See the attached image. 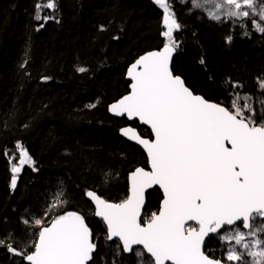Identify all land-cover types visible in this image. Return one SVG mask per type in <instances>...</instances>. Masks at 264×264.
I'll use <instances>...</instances> for the list:
<instances>
[{
  "label": "trees",
  "instance_id": "16d2710c",
  "mask_svg": "<svg viewBox=\"0 0 264 264\" xmlns=\"http://www.w3.org/2000/svg\"><path fill=\"white\" fill-rule=\"evenodd\" d=\"M36 2L0 0V237L11 232L23 238L29 229L22 218L41 217L46 208L51 216L76 211L100 240L94 264H110L104 226L85 191L119 202L128 194L129 173L148 168L144 152L120 131L133 126L149 136V130L112 117L109 107L129 92L128 67L163 47L162 9L154 0H57L59 23L50 20L37 31ZM171 3L183 26L174 31L179 43L174 74L195 94L224 106H230L233 91L225 82H239L243 87L234 91L251 96L250 103L259 109L264 34L248 24L251 35L245 36L237 26L243 21L212 20L190 0ZM229 34L231 43L225 40ZM17 142L38 170L23 167L13 189L12 165L4 152ZM61 192L64 205L57 199ZM161 199L159 190L151 192L146 212L158 210ZM123 256L126 264H134L132 255ZM14 261L20 264V258Z\"/></svg>",
  "mask_w": 264,
  "mask_h": 264
},
{
  "label": "snow or ice",
  "instance_id": "6c2138e0",
  "mask_svg": "<svg viewBox=\"0 0 264 264\" xmlns=\"http://www.w3.org/2000/svg\"><path fill=\"white\" fill-rule=\"evenodd\" d=\"M154 3L163 13V47L139 56L128 67L130 91L109 109L150 129L148 137L131 126L121 129L146 151L149 167L129 173L128 194L119 202L85 191L104 226V246L115 245L117 256L133 255L136 264H264V99L257 109L251 96L234 91L243 85L230 80L225 82L233 90L230 106L195 94L170 67L179 47L174 31L183 26L170 10L171 0ZM190 3L197 9L212 4L229 21H243L237 26L245 36L251 35L248 24L264 34V0ZM34 8L37 31L50 20L59 23L57 0H37ZM45 9L52 11L41 15ZM217 12L209 10V18L224 22ZM100 30H105L103 25ZM232 39L231 34L225 37L227 43ZM258 81L264 91V80ZM4 155L12 165L13 189L25 165L38 170L20 142ZM155 186L162 190V199L158 210L148 214L146 193ZM62 195L57 194L59 205L67 203ZM22 223L29 229L23 238L11 232L0 237V248L19 257L20 264H94L100 240L83 214L64 211L51 216L46 208L43 216L22 218ZM249 236L254 238L251 244L246 242ZM210 240L224 249L221 257L208 250ZM250 247L258 250L249 251Z\"/></svg>",
  "mask_w": 264,
  "mask_h": 264
},
{
  "label": "rangeland",
  "instance_id": "374dc122",
  "mask_svg": "<svg viewBox=\"0 0 264 264\" xmlns=\"http://www.w3.org/2000/svg\"><path fill=\"white\" fill-rule=\"evenodd\" d=\"M203 9L207 10V13L209 12V10H211L213 12H217V10L213 7L212 4L204 5ZM217 14L222 17V20L228 19L226 16H224L223 11L217 12ZM25 166H28V165H25ZM253 239H254L253 237L249 236V237H247L246 242L251 244ZM211 242H213V241L211 240L210 242H208L207 246L211 247L210 246ZM209 247H208V249H209ZM237 247H239V246H237ZM106 248L108 250H111V252H112V258H111L110 264H113V261H115V264H126V261H125L124 256H123L124 253H121L119 256H117L115 254V245H112L111 247H106ZM210 250H212L214 252L215 256L218 257V258L221 257L223 252H224V249L217 245V241L216 240H215V243H214V245H212ZM256 250H258V249L251 248V247L249 249V251H256ZM240 251H245V250L240 248ZM2 258H3L2 264H9V259L7 258V255H4ZM132 259L134 261V264H136V258L133 255H132ZM247 259L249 261L252 260L251 257H247Z\"/></svg>",
  "mask_w": 264,
  "mask_h": 264
},
{
  "label": "water",
  "instance_id": "95a60500",
  "mask_svg": "<svg viewBox=\"0 0 264 264\" xmlns=\"http://www.w3.org/2000/svg\"><path fill=\"white\" fill-rule=\"evenodd\" d=\"M177 55V51L173 54V59H172V63H171V65H170V67L172 68V70H173V62H174V58H175V56ZM126 78H127V80L130 82V79L126 76ZM109 109H110V107H109ZM109 112H110V114H111V116H113L114 118H126V117H118V116H115L110 110H109ZM127 119V118H126ZM128 120V119H127ZM130 123H135V122H137V123H139V121L138 120H135V121H130V120H128ZM139 125L141 126V127H145V128H147V126H144V125H142V124H140L139 123ZM148 129V128H147ZM149 131H150V129H148ZM121 136L122 137H124L125 139H127L130 143H132L133 145H135V146H137V147H139L143 152H144V154L146 155V157H147V154H146V151L143 149V147L141 146V145H139V144H137L135 141H131V140H129L127 137H125V136H123L122 135V133H121ZM148 160V159H147ZM148 167H149V164H148ZM155 189H159L158 188V186H155L153 189H151V190H148L147 191V193H146V205H147V200H148V195L151 193V192H153ZM160 190V189H159ZM160 192H161V194H162V190H160ZM87 198V197H86ZM89 201H90V199L89 198H87ZM91 202V201H90ZM91 204L93 205V207H94V203L93 202H91ZM146 205H145V208H146ZM95 218L99 221V222H101V220H100V218H98V217H96L95 216ZM101 224H102V222H101ZM103 225V224H102ZM126 256H130L131 254H127V253H124Z\"/></svg>",
  "mask_w": 264,
  "mask_h": 264
},
{
  "label": "flooded vegetation",
  "instance_id": "af4514ba",
  "mask_svg": "<svg viewBox=\"0 0 264 264\" xmlns=\"http://www.w3.org/2000/svg\"><path fill=\"white\" fill-rule=\"evenodd\" d=\"M136 123V122H135ZM145 128V127H144ZM147 129V128H146ZM148 130V129H147ZM150 132V131H149ZM147 136V135H146ZM148 137V136H147ZM156 190V189H155ZM157 190H159V189H157ZM160 191V190H159ZM161 193V192H160ZM245 231H247V230H245ZM211 241V240H210ZM210 241H207V244H208V242H210ZM213 242H211V244H210V246L212 247V245H214V243H215V240H212ZM209 247V246H208ZM211 247H209V249L208 250H210L211 249ZM4 255H7V258L9 259V264H14V258L15 257H13V256H11V254H9L7 251L5 252V251H1L0 250V264H2V261H3V256ZM19 258V257H18Z\"/></svg>",
  "mask_w": 264,
  "mask_h": 264
},
{
  "label": "bare ground",
  "instance_id": "6f19581e",
  "mask_svg": "<svg viewBox=\"0 0 264 264\" xmlns=\"http://www.w3.org/2000/svg\"><path fill=\"white\" fill-rule=\"evenodd\" d=\"M203 11H205V12H207V10H204L203 9ZM174 12V11H173ZM177 53H178V51H177ZM176 57V56H175ZM175 59V58H174ZM174 63V62H173ZM127 76V75H126ZM182 78V77H181ZM127 79V78H126ZM183 79V78H182ZM184 80V79H183ZM187 86V85H186ZM129 91H130V88H129ZM110 113V112H109ZM111 115V114H110ZM113 117V116H112ZM117 119H122V118H117ZM126 119V118H125ZM127 120V119H126ZM127 122H129L128 120H127ZM130 123V122H129ZM131 124H133V123H131ZM140 126V125H139ZM131 127H133V126H131ZM141 127V126H140ZM135 128V127H134ZM142 128V127H141ZM137 129V128H136ZM137 131L140 133V131L137 129ZM141 134V133H140ZM120 135H121V131H120ZM142 135V134H141ZM143 136V135H142ZM144 137H147V136H144ZM124 138V137H123ZM125 139V138H124ZM127 140V139H126ZM128 141V140H127Z\"/></svg>",
  "mask_w": 264,
  "mask_h": 264
}]
</instances>
